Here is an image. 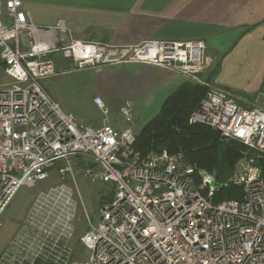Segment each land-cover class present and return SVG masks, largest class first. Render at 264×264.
<instances>
[{"label": "built area", "instance_id": "built-area-1", "mask_svg": "<svg viewBox=\"0 0 264 264\" xmlns=\"http://www.w3.org/2000/svg\"><path fill=\"white\" fill-rule=\"evenodd\" d=\"M73 69L123 62L167 68L208 87L190 123L209 126L252 151L240 160L234 183L241 198L214 202L215 175L183 152L136 146L131 127L116 129L105 115L94 127L65 112L42 80L59 73L55 56ZM0 60L10 82L0 85V227L23 186L56 173L58 185L41 191L0 254V264H264V92L238 96L203 77L215 64L203 39L148 38L136 44L77 39L63 19L37 25L23 0H0ZM66 70H63L64 73ZM134 104L121 112L133 120ZM83 160L86 163H83ZM110 182L97 222L76 237L77 172ZM218 182V181H217ZM76 237L85 258L76 259Z\"/></svg>", "mask_w": 264, "mask_h": 264}, {"label": "crops", "instance_id": "crops-1", "mask_svg": "<svg viewBox=\"0 0 264 264\" xmlns=\"http://www.w3.org/2000/svg\"><path fill=\"white\" fill-rule=\"evenodd\" d=\"M23 3L37 25L51 26L63 19L73 36L81 40L136 44L148 38L203 39L215 62L220 57L225 64L217 77L211 79L216 86L231 84L226 71H233L239 59L249 54L264 68V0H23ZM0 65L4 70L1 60ZM96 67L101 92L108 99L132 98L143 105L139 114L147 113L142 116L144 121L152 119L163 103L190 80L167 68L141 62ZM206 75L203 77L207 78Z\"/></svg>", "mask_w": 264, "mask_h": 264}, {"label": "rangeland", "instance_id": "rangeland-1", "mask_svg": "<svg viewBox=\"0 0 264 264\" xmlns=\"http://www.w3.org/2000/svg\"><path fill=\"white\" fill-rule=\"evenodd\" d=\"M209 52L212 51L209 49ZM55 58L58 63L59 73L43 79L42 83L65 112L74 114L81 123L94 127L101 126L105 115L94 101L97 95H101L110 110L107 116L108 123L119 130L131 127L136 135L139 134L143 126L149 121V119L144 121L142 118L144 114L145 116L147 115L146 112L139 114L140 110H143V105L136 103L132 98L108 99L106 94L100 90V80L97 72L98 67L74 70L71 62L64 61L61 55L55 56ZM239 60L240 62L237 63L233 71L229 73L226 71L225 75L228 74V79H230L231 84L226 83V87L224 88L251 100H255L260 92H264V68L250 54ZM222 63V59L220 57L217 58L215 66H219V69H216L212 74V80L221 72L222 67L224 69L225 64L223 65ZM63 70L66 71L63 73ZM10 81L11 78L4 72L0 65V82L7 83ZM126 100H132L134 104L132 122H128L121 112V106ZM246 152L252 153V156L255 155L250 150ZM83 163H86V161L83 160ZM241 170L242 165L239 161L230 173L227 182L232 183ZM76 179L77 186L74 188V195L79 202V206L73 224H75L76 237H78L87 227L86 214L93 222L98 221L101 203L109 200L113 194V184L101 181L92 182L79 171L76 174ZM60 182L61 179L57 178L56 173H54L51 177L39 182L35 187L23 186L19 190L2 217V226L0 227V254L22 225L26 212L36 196L41 191L58 185ZM76 237L70 245L76 252V259L83 260L86 251L81 244H75Z\"/></svg>", "mask_w": 264, "mask_h": 264}, {"label": "trees", "instance_id": "trees-1", "mask_svg": "<svg viewBox=\"0 0 264 264\" xmlns=\"http://www.w3.org/2000/svg\"><path fill=\"white\" fill-rule=\"evenodd\" d=\"M216 69L219 66L214 64L213 69L207 72L208 82L211 83ZM207 91V86L193 80L184 83L136 135V146L144 152L162 149L183 152L188 161L215 175L220 186L215 192L214 202L239 199L243 194L242 187L227 180L237 163L248 153L247 146L236 140L223 138L219 131L209 126L189 121ZM258 164L264 169V158L259 159Z\"/></svg>", "mask_w": 264, "mask_h": 264}, {"label": "water", "instance_id": "water-1", "mask_svg": "<svg viewBox=\"0 0 264 264\" xmlns=\"http://www.w3.org/2000/svg\"><path fill=\"white\" fill-rule=\"evenodd\" d=\"M212 185H213L214 187H216V186L218 185V182H217V181H214V182L212 183Z\"/></svg>", "mask_w": 264, "mask_h": 264}]
</instances>
